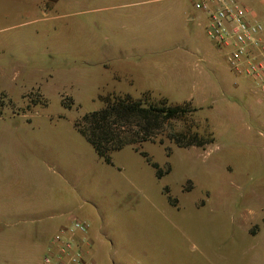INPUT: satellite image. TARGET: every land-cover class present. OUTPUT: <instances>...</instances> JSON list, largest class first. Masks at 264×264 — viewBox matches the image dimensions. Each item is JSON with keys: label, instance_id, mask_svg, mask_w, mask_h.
<instances>
[{"label": "rangeland", "instance_id": "rangeland-1", "mask_svg": "<svg viewBox=\"0 0 264 264\" xmlns=\"http://www.w3.org/2000/svg\"><path fill=\"white\" fill-rule=\"evenodd\" d=\"M72 1L84 2L0 0V264H43L46 234L72 215L89 225L95 242L87 257L97 264H264V101L240 85L250 81L213 52L206 31L190 27L191 36L177 39L180 50L212 61L228 102L191 104L197 111L174 126L188 124L212 143H145L108 163L75 127L110 93L86 78V22L95 16ZM240 1L264 22V0ZM164 23L143 20L137 32L114 22L113 36L138 41L103 42L104 49L160 52L172 43L162 38ZM10 206L25 214L1 216Z\"/></svg>", "mask_w": 264, "mask_h": 264}, {"label": "crops", "instance_id": "crops-1", "mask_svg": "<svg viewBox=\"0 0 264 264\" xmlns=\"http://www.w3.org/2000/svg\"><path fill=\"white\" fill-rule=\"evenodd\" d=\"M191 2L188 4L182 0H84L78 3L72 1V7L84 10L85 16H95L91 18V21L86 22L85 53L91 62L90 69H86L85 73L87 80L92 86L103 88L110 94L130 95L134 98L151 94L152 97L167 100L175 105L190 103L199 106L227 103V99L213 81L212 72L208 69L212 61H206L205 58L196 60L194 49L180 50V41L177 39H180L186 31L187 37L191 36L190 27L197 33L199 28L206 31L205 14L195 10L193 1ZM78 14H80L78 11L74 13V15ZM143 20L153 23L165 22L163 28L166 33L162 38L172 40V43L168 44L169 48L162 49L160 52H141L136 48L127 49L125 45H120L119 48L105 51L103 42H129L132 39L138 41V36L133 38L129 35L119 38L113 36L114 22H121L129 30L140 32L139 26ZM90 22L93 25H99L100 22L106 23L109 30L99 35L93 27L89 26ZM192 23L193 26L196 25L195 28H192ZM78 46L79 44L73 45L74 48ZM211 49L213 52L217 50L214 44ZM99 57L101 59L98 60L97 70H93L94 58ZM205 61L206 66L203 67L200 62ZM240 85L251 92V82L248 85L244 83ZM5 210L8 212L3 213L1 215L3 217L25 214L18 207L12 209L10 206ZM75 218L72 215V219ZM71 220L58 219L53 224L52 231L46 234L47 248L52 237L68 227ZM93 238L92 232L78 236L88 255L90 254L89 243L92 245L95 242ZM90 261L92 264H97L94 259Z\"/></svg>", "mask_w": 264, "mask_h": 264}, {"label": "trees", "instance_id": "trees-1", "mask_svg": "<svg viewBox=\"0 0 264 264\" xmlns=\"http://www.w3.org/2000/svg\"><path fill=\"white\" fill-rule=\"evenodd\" d=\"M151 96H100L102 108L84 115L75 127L96 154L108 163L114 153L126 147L138 148L145 143L164 146L169 141L179 149H204L212 143L204 140L188 124L181 131L176 130L174 123L185 121L197 111L190 103L173 105L167 100L155 102ZM144 156L147 157V154L144 153ZM154 167L158 168L156 164Z\"/></svg>", "mask_w": 264, "mask_h": 264}, {"label": "built area", "instance_id": "built-area-1", "mask_svg": "<svg viewBox=\"0 0 264 264\" xmlns=\"http://www.w3.org/2000/svg\"><path fill=\"white\" fill-rule=\"evenodd\" d=\"M195 10L207 18L206 34L225 57L230 71L251 82L253 92L264 101V22L252 19L240 0H192ZM89 225L75 218L56 233L43 264H92L79 235Z\"/></svg>", "mask_w": 264, "mask_h": 264}]
</instances>
